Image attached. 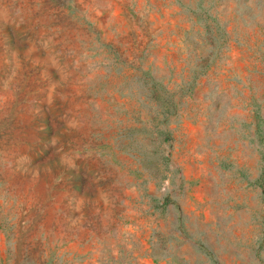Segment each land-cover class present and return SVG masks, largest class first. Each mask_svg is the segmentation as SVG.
<instances>
[{
    "label": "rangeland",
    "instance_id": "1",
    "mask_svg": "<svg viewBox=\"0 0 264 264\" xmlns=\"http://www.w3.org/2000/svg\"><path fill=\"white\" fill-rule=\"evenodd\" d=\"M0 264H264V0H0Z\"/></svg>",
    "mask_w": 264,
    "mask_h": 264
}]
</instances>
